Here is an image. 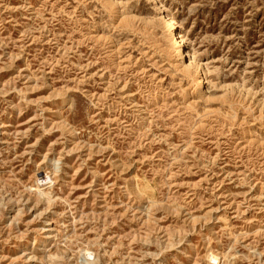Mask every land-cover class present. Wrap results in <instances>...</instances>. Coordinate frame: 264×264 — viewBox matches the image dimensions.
<instances>
[{
    "label": "rangeland",
    "instance_id": "obj_1",
    "mask_svg": "<svg viewBox=\"0 0 264 264\" xmlns=\"http://www.w3.org/2000/svg\"><path fill=\"white\" fill-rule=\"evenodd\" d=\"M119 1L0 0V264H264V0Z\"/></svg>",
    "mask_w": 264,
    "mask_h": 264
},
{
    "label": "bare ground",
    "instance_id": "obj_2",
    "mask_svg": "<svg viewBox=\"0 0 264 264\" xmlns=\"http://www.w3.org/2000/svg\"><path fill=\"white\" fill-rule=\"evenodd\" d=\"M103 1L105 2V4L107 6H109L112 10H114L113 13H115V14L121 13L120 12V6L122 5V3L119 0H103ZM158 9H159L160 14H161V19H160L161 21L160 22L162 24V27L166 30V33H167V38H168V43H169V53H170V56L174 58V61L172 62L173 67L176 70L183 73L184 75L196 76L195 80H196L197 90L201 91V92H205L206 91L205 90V88H206L205 84L208 83V79H209V73H210L209 70L206 68V65L204 63L200 62L194 55L190 54L189 51H187V48H186L187 42H186L185 36L182 35L181 31L179 30V26H178V23L175 21V18L170 14H163L162 13V7H158ZM121 15H123V14H121ZM238 87L240 88V86H238ZM235 89L237 90L238 88H235ZM235 89H234V91H235ZM241 91H240V94H242V92H243V91L242 92ZM237 92L239 93V91H237ZM248 93H250V95H251V92L248 91ZM255 97H257V96H255ZM260 105L264 107V101L261 102Z\"/></svg>",
    "mask_w": 264,
    "mask_h": 264
}]
</instances>
